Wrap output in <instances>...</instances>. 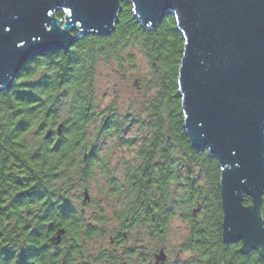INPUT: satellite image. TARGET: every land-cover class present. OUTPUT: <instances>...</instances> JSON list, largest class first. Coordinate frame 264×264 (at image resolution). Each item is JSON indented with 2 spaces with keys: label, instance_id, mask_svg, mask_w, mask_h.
Listing matches in <instances>:
<instances>
[{
  "label": "trees",
  "instance_id": "16d2710c",
  "mask_svg": "<svg viewBox=\"0 0 264 264\" xmlns=\"http://www.w3.org/2000/svg\"><path fill=\"white\" fill-rule=\"evenodd\" d=\"M57 15L64 17V11ZM132 46L153 61L156 75L150 87L156 92L142 105L149 114L142 126L149 132L136 149L140 161L128 164L125 182L115 184V193L126 191L129 203L121 222L145 217L153 236L165 237L180 215L190 228L184 248L195 252L191 264H264L259 249L243 252L242 242L224 241L222 166L208 149L193 147L185 128L178 85L185 38L174 14L168 13L156 27H145L131 0H123L111 33L87 34L68 51L32 58L12 87L0 91V264H72L74 256L89 248L79 239L82 220L75 207L64 203L77 201L70 194L76 178L88 187L100 161L101 138L121 137L128 130L129 115L122 117L111 107L103 117L95 112L94 86L99 61L120 60ZM128 58L133 61L134 55ZM66 106L70 116L59 134L55 128ZM100 117L89 144L88 128ZM50 128L53 134L46 138ZM127 144L133 145V139ZM103 171L113 173L109 166ZM245 202L252 203V198L246 195ZM58 227L67 228L70 243L63 253L55 252L48 234Z\"/></svg>",
  "mask_w": 264,
  "mask_h": 264
},
{
  "label": "water",
  "instance_id": "95a60500",
  "mask_svg": "<svg viewBox=\"0 0 264 264\" xmlns=\"http://www.w3.org/2000/svg\"><path fill=\"white\" fill-rule=\"evenodd\" d=\"M122 2L0 0V91L12 87L32 58L68 51L87 34L111 33ZM131 2L145 27L174 14L185 38L178 76L185 128L193 147L208 149L222 166L224 241L242 242L243 252L264 253V0ZM63 127L61 122L59 134ZM52 134L50 128L45 137ZM83 195L84 201L92 199L89 187ZM64 232L59 230L58 242ZM166 258L161 249L158 261Z\"/></svg>",
  "mask_w": 264,
  "mask_h": 264
},
{
  "label": "rangeland",
  "instance_id": "374dc122",
  "mask_svg": "<svg viewBox=\"0 0 264 264\" xmlns=\"http://www.w3.org/2000/svg\"><path fill=\"white\" fill-rule=\"evenodd\" d=\"M129 54L134 55L133 61L129 60ZM122 55L120 60L112 58L108 61L105 59L99 61L97 64L94 86L96 96L95 112L97 114L101 113L100 116L103 117L102 112L111 107L115 109L120 116L129 115L130 119H132L130 120L127 132L121 137L111 134L101 138V141L97 145L100 150V161L94 167V176H92L87 183L93 203L105 201V203L109 205L104 207L109 210L113 209V204L116 206L118 205L117 208L119 209L122 203H125L127 192L123 191L120 194L115 193V184H123L125 182V169L128 165L127 163L136 162V158L140 161L136 149L142 136L149 132L148 128L144 130L142 126L144 120H146V124L149 118L148 112L143 111L142 105L156 92L155 88L150 87V81L153 80L156 75L155 65L153 61L147 57L145 52L137 46H132ZM69 116L70 109L67 106L62 107L55 129H57L60 122L66 120ZM100 122L101 117L93 121L88 128L89 144L94 142L96 127ZM128 139H133V145L127 144ZM106 165L109 166L110 171L113 170V173H111L112 175L103 171ZM74 181L77 182L70 185V194L76 196V198H74L75 200H83L85 185L80 183L78 178ZM175 190L179 189L174 188V191ZM93 208L94 207L90 205V209ZM94 222H96V220ZM112 224L113 223L110 225ZM144 230L143 228L142 232ZM132 234L133 236L139 235L138 226L135 227L134 233L132 231ZM189 234L190 228L188 222L178 215L171 221L169 231L165 237L153 236L151 233V236H147L146 234L142 236L140 241L144 242L149 239L151 254L161 246L165 247L170 256L168 264H191L195 252L190 248H184ZM129 242H133V237L128 243ZM103 247V240L99 237L89 242V250L94 253H97ZM150 264H154L153 258Z\"/></svg>",
  "mask_w": 264,
  "mask_h": 264
},
{
  "label": "flooded vegetation",
  "instance_id": "af4514ba",
  "mask_svg": "<svg viewBox=\"0 0 264 264\" xmlns=\"http://www.w3.org/2000/svg\"><path fill=\"white\" fill-rule=\"evenodd\" d=\"M84 160H88V157H84ZM111 172H113V170H111ZM263 202L262 213L264 212ZM64 204L73 205L76 213L82 220L81 227L79 229V239L82 240L86 248L89 247V242H92L93 239L97 237L102 239L104 243V247L97 253H94L87 248L86 252L81 256H74V262L72 264H150L152 258L154 259V264L169 263L170 256L165 247L161 246L158 250L151 254L149 249V239L144 242L140 241L142 236L145 234L147 236H151L152 233L150 223L146 221L145 217L141 218V220L144 219V223L141 220L131 222L129 217L125 222H121V216L125 215L126 208L129 204L126 203V201L125 203H122V206L119 209L117 208L118 205L116 206L113 204L112 210L105 208L109 205L108 203H105V201H101V203H93L92 199L89 201L77 200L75 203ZM90 205L94 208L90 209ZM1 209L2 206L0 205V211ZM93 220H96V222ZM111 223L113 224L110 225ZM136 226L139 228V235L133 236L132 231L134 233ZM63 228L65 229V232L61 234V240L58 242L57 234L59 230ZM143 228L145 230L142 232ZM51 229L52 228H50L48 234L50 235L54 248H56L55 252H66V248L64 249V246L68 247L70 244L69 239L66 236L67 228L58 227L55 231H52ZM88 232L93 234L91 239L88 238ZM132 237L133 242L128 243ZM161 249H164L167 253V258L164 261H158L157 259L158 252ZM62 259H65V255Z\"/></svg>",
  "mask_w": 264,
  "mask_h": 264
}]
</instances>
